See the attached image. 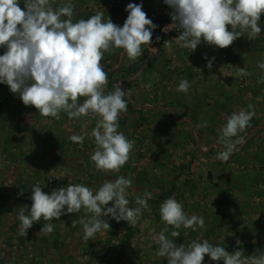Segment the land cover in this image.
Returning a JSON list of instances; mask_svg holds the SVG:
<instances>
[{
	"label": "clouds",
	"instance_id": "9594fccd",
	"mask_svg": "<svg viewBox=\"0 0 264 264\" xmlns=\"http://www.w3.org/2000/svg\"><path fill=\"white\" fill-rule=\"evenodd\" d=\"M164 3L172 9L169 15L173 21L164 31L176 26L180 30L177 43L183 42L182 46L192 51L202 40L225 49L242 36L255 40L262 31L259 21L264 15V0H164ZM73 9L70 2L54 8L51 0H25L22 9L20 0H0V47L5 49L0 55V84L7 85L25 106H34L43 117L59 120L64 112L71 119L88 118L82 129L95 120L90 133L95 148L90 159L97 171L119 173L134 148V141L118 131L120 114L127 111L128 93L121 84L106 92L108 73L101 61L105 53L115 54L117 50H123L121 55L135 61L142 55V45L151 43L157 25L147 17L142 4L126 6L128 15L122 27L108 17L105 20L104 13L99 11L73 22ZM164 45L170 48L171 41H165ZM211 66L209 61L208 67ZM257 67L264 71V58L257 62ZM238 74L252 75L245 68H238ZM258 82L264 83V75ZM142 87L151 88V83ZM189 88V81L182 79L177 90L187 93ZM248 108L252 109V105ZM254 115V110H241L228 117L219 136L223 147L217 159L226 161L235 146L243 143L244 138L238 137V133L250 126ZM206 124L205 121L198 127ZM233 137L238 138L233 141ZM69 139L83 144L85 136L72 135ZM131 186V178L122 175L106 180L95 191L83 184L69 183L49 194L34 184L31 207L24 205L17 213L19 234L25 237L28 229L41 219L47 223L39 233L50 234L55 228L51 222L54 218L59 220L62 215L82 210L86 217L79 223L85 242L110 228L102 217L110 215L117 222L135 226L143 211L150 210L148 200L152 193L145 190L135 198L138 206L129 207L127 190ZM109 202L112 206L106 207ZM159 212L166 227L153 239L160 245L156 255L166 258L167 264H202L205 256L223 264H264V253L250 256H245L242 250L230 253L208 240L177 245L166 233L178 237L182 227L197 231L198 227H204L203 217L189 216L182 203L172 197L161 203ZM76 223L72 221V226Z\"/></svg>",
	"mask_w": 264,
	"mask_h": 264
},
{
	"label": "rangeland",
	"instance_id": "374dc122",
	"mask_svg": "<svg viewBox=\"0 0 264 264\" xmlns=\"http://www.w3.org/2000/svg\"><path fill=\"white\" fill-rule=\"evenodd\" d=\"M24 2L25 0H20L22 9ZM66 2L74 5L73 22L79 19H87L99 11L104 13L105 20L108 17L113 23L121 27L128 15L125 10L126 6L129 3L142 4L147 17L157 25L153 30L151 41L155 44L159 41L157 37H160V25L171 19L169 13L172 12V9L164 3V0H51L54 8ZM164 11L166 14H164ZM64 18L66 19V17ZM260 27L263 31L264 24L261 23ZM247 40L251 41L248 38ZM261 41L264 43V39ZM173 48L171 46L167 49V53L163 51L161 55L149 59L147 63H145V56H140L134 62V65L139 63L143 66L137 82L132 79V68H118L127 59V56L121 55L123 50H117L115 54H104L101 63L108 73L106 92L113 91L115 85L121 84L122 89L128 93L125 96L128 102L127 111L120 114L118 131L123 132L129 140L134 141V148L129 161L121 168L119 173L97 171L90 159L95 148L94 141L90 136L96 123L93 120L86 129L81 128L80 133H78L79 128L75 124L72 125L74 131H70L72 134L85 136L78 152L72 145L68 149V157L83 160V163L79 164L77 160L72 161L65 168L63 161H60L59 155L55 153L53 156L56 158L55 163L49 162L40 167L41 175L33 181L42 182L50 171H54L72 178L73 184H83L95 191L106 180H115L117 176L122 175L132 180V186L128 191L133 190V194L127 197L129 207H137L135 198L137 195H142L143 188L146 189L143 186L147 181V177L142 178L145 174L154 179L149 180L153 181V186L169 189L170 193L166 196L168 199L175 189H181L182 194L185 195L189 191L199 188V182H196V184L193 181L196 178L197 181L201 182V177H203V181L206 182L207 179H211L213 176L222 177L224 175V177L232 179L229 190H233L238 188L239 183L245 179L244 175L249 176L263 171L264 163L260 162V157L263 154L261 145L264 143V114H260L261 109L259 106L262 103L260 100L264 98V84H255L258 73L253 70L249 71L247 67L236 65L233 62L234 60H230V54L226 51L224 52L229 56L227 63H222L217 58L214 59L215 62H213V59L211 61L209 57L208 59L204 55L206 49H213L216 55L222 51L218 47L207 45L205 42L197 51H191L189 48L176 50ZM3 52L0 54L2 55ZM209 61L215 64L212 66L230 75L229 82L216 84L205 77L206 71L213 68L212 66L211 68L208 67ZM174 63H179L181 66L175 68ZM228 64L236 67V71H230ZM238 68H245L252 73L251 76H245L244 84L238 82ZM233 73L236 76H232ZM253 73H255V76H253ZM252 77L253 81H248ZM182 79L190 83L187 93L177 90ZM208 80L212 82L206 83ZM149 83H151V88L142 87V85ZM255 88H258L257 92L253 91ZM147 90L149 91L147 92ZM165 92L170 95L175 94L178 98L161 104L152 99L149 101L144 96L145 94H150L151 97L165 96ZM83 100L84 98L81 97L80 102L82 103ZM249 105H252V109L248 108ZM155 108L160 110L154 112ZM241 110H254L255 112L250 126L245 131L238 133V137L244 138L243 143L235 146L226 161L219 160L216 157L223 147L219 143L221 129L232 113ZM77 120L79 126L84 124V118ZM205 121L207 122L206 126L198 127V125H204ZM238 137H233V141ZM12 165L14 164L11 162L10 166ZM64 168L65 170L62 171ZM159 176H164L166 179L158 180L157 177ZM173 177H176L175 182ZM218 179L222 180L221 178ZM12 184L14 187L16 186L14 183ZM8 186L10 188V185ZM18 186L19 191H21V189L28 187V182L18 183ZM67 186L63 185V187ZM60 187V185L47 186L45 187V193L50 194L53 189ZM157 187L154 189H157ZM20 193L22 195L26 194ZM23 197L26 199L25 202L29 201L28 196ZM148 201L153 206L158 205L156 198ZM111 206L112 202H109L106 207ZM144 216L143 213L135 226L130 224L126 226V221L115 222L117 224L97 233L94 239L84 241L85 249L81 250L85 263L167 264L166 258L156 255L160 245L155 240L151 241L150 244H145L143 241L141 223ZM85 217L86 213L82 210L78 213L62 215L59 219L77 221L75 226L70 227L69 231L71 235H78L82 239L83 227L78 228L77 225ZM102 219L110 224V219L114 218L109 215L102 217ZM169 237L170 239L174 238L170 235ZM116 241H119L118 246L114 244ZM188 244L189 242L184 245L187 246ZM130 245L131 247H129ZM17 248L11 247L6 254L10 258H15L19 253ZM227 248H230V253L235 251L232 246ZM128 249L132 256H127L129 259L121 258ZM117 257L120 259H117ZM204 262L205 260L202 261L203 264H205ZM0 264H5L4 259L0 258Z\"/></svg>",
	"mask_w": 264,
	"mask_h": 264
},
{
	"label": "crops",
	"instance_id": "0c3cea01",
	"mask_svg": "<svg viewBox=\"0 0 264 264\" xmlns=\"http://www.w3.org/2000/svg\"><path fill=\"white\" fill-rule=\"evenodd\" d=\"M158 4L160 3L158 2ZM263 21L264 15L261 16L259 23L264 24ZM245 37L247 36L236 39L232 45L225 49H219L228 52L230 60H234L236 65L247 67L249 71L253 70L258 73L257 79L259 80L260 76L264 75V71L257 67V62L264 58V43L261 41L264 39V30L261 31L257 39L251 40L252 42ZM161 45L160 37L157 44L151 42L149 45H142L145 63L162 54L163 51L158 52L159 54L154 52L156 47ZM3 51L4 48L0 47V53ZM164 52L167 53V50ZM135 61H130L127 58L118 68H132V79L137 82L143 66L139 63L134 65ZM212 65L215 64L212 63ZM174 66L177 68L181 64L174 63ZM212 67L206 71L205 77L216 84L229 82L230 75L221 72L215 66ZM115 68L117 69V67ZM232 76H236L235 73ZM257 79L255 84H264L259 83ZM209 80L206 83L212 82ZM248 81H253V77ZM196 82L199 83L198 79ZM253 91L257 92L258 88ZM166 92L165 96L151 97L150 94L144 96L149 101L152 99L161 104L178 98L177 95H170ZM260 102H262L259 106L260 114H264V98ZM154 110L156 112L160 109L155 108ZM161 110L163 111V109ZM60 117L59 120H56L52 117L41 116L34 106H25L17 94L10 92L7 85L0 84V158L9 156L14 164L8 166L5 163H0V258L4 259L5 264H86L81 250L85 249V242L78 235H71L69 229L73 226L69 219L56 220L54 218L51 221L55 225L54 231L47 235L39 233L43 224L47 223L43 219L34 223L28 229L25 237L20 236L18 229L17 213L24 205L31 207L30 197L32 194L29 193V190L33 179L39 178L41 175L40 167L54 162L55 153L59 155L58 157H60V161H63L65 168L72 161L77 160V163H83V160L68 157V149L71 148V145L77 152L81 145L69 139L70 136L75 135L70 131H74L72 125L74 121L78 120L72 121L64 112L60 113ZM261 147H263V154H261L260 162L264 163V143ZM244 176L245 179L239 183L238 188L233 190H229L232 179L224 177V175L222 177L213 176L206 182L203 181V177H201V182L197 181V178L193 179L195 183L199 182L200 187L185 195L182 194L181 189L173 190L168 198H175L182 203L185 213L189 216L196 215L204 219V227H198L197 231L183 227L179 229L180 235L173 238L174 243L186 244L193 240L201 242L208 240L214 246L224 247L228 252L230 251V248H227L229 246H232L234 250H242L245 256L264 250V170ZM144 177H147L143 186L146 189L143 188L142 192L145 190L151 192V199L156 198L158 201L157 206L151 205V202L148 201L150 210L143 211L145 216L141 223V234L145 244H150L151 241H154L153 237L166 227L160 218L159 209L170 192L166 187L153 186V181L149 180L154 179L150 178L148 174L143 175L142 178L144 179ZM157 178L158 180L166 179L164 176ZM217 178L222 180H217ZM174 179L176 177H173V181ZM25 181L28 182V187L19 191L18 183ZM10 183H14L16 186L11 189L8 186ZM156 187L157 189H154ZM20 192L26 194L22 195ZM132 192L133 190L128 191V195L132 196ZM23 196H28L29 201L25 202L26 199ZM110 220V226L117 224L116 220ZM125 225L127 226L128 223L126 222ZM77 227L81 228L82 224L79 223ZM166 235H170V232ZM11 247H19L17 248L19 253L15 258H10L6 254ZM130 253L128 249L121 258L129 259L132 256ZM117 259L120 258L117 257ZM204 260L205 264H223V261H212L208 256H205Z\"/></svg>",
	"mask_w": 264,
	"mask_h": 264
},
{
	"label": "built area",
	"instance_id": "2783aa9c",
	"mask_svg": "<svg viewBox=\"0 0 264 264\" xmlns=\"http://www.w3.org/2000/svg\"><path fill=\"white\" fill-rule=\"evenodd\" d=\"M164 14H166L165 11H164ZM172 24H173V21L170 19V20L164 21L160 25V28H159L160 32L159 33H160V39H161V44L162 45L161 46H157L154 52L158 53L160 51H166L167 49H169V48L165 47V45H164L165 41H171V46L174 47L173 48L174 50L185 48V47L182 46L183 42L177 43L176 38L179 36L180 30L176 26H172V27L168 28L166 31H164L165 28H167L169 25H172ZM229 30H231L230 26H229ZM202 44H203V40L197 46V48L195 50L197 51L198 49H200ZM190 50L192 51V49H190ZM204 55H205L206 58L209 57L210 60L213 57L217 58L222 63H227L228 58H229V56H228V54L226 52L222 51V52L218 53V55H216L215 51L213 49H211V48L206 49L204 51ZM199 60L201 61L202 59L200 58ZM213 62H215V61L213 60ZM228 67H229L230 71H232V72L236 71V67L230 66V64H228ZM237 79H238L239 83H241V84L245 83V76H240L239 75V77ZM87 120H88V118H84L83 123H85ZM92 121L93 120H91L88 123V126L91 124ZM74 124L77 125V127L79 128L78 133H80L82 126H79L77 121H74ZM78 135H80V134H78ZM2 158H0V163L2 162V163H5L7 165L11 164L12 160L10 158H8L6 156H4ZM69 183H73V179L72 178L66 177V175L61 174V173L50 171L49 175L44 179V181H42V182L41 181H36V180L33 181V184L31 185L29 193L32 194V187L34 186V184H39L43 188L42 190L45 192V187H47V186L48 187H52V186L60 185L61 187H63L64 184L68 185ZM9 185H10V188L14 187V185L11 184V183ZM114 244L116 246H118L119 245V241L114 242ZM260 253H264V250L255 253V255H259Z\"/></svg>",
	"mask_w": 264,
	"mask_h": 264
}]
</instances>
